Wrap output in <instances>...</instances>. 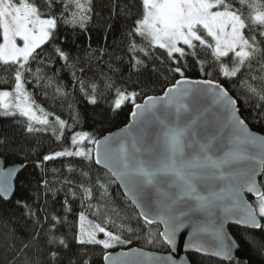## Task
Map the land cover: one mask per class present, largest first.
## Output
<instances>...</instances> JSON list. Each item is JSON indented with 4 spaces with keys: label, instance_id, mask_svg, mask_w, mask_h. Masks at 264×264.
<instances>
[{
    "label": "snow or ice",
    "instance_id": "obj_1",
    "mask_svg": "<svg viewBox=\"0 0 264 264\" xmlns=\"http://www.w3.org/2000/svg\"><path fill=\"white\" fill-rule=\"evenodd\" d=\"M95 14L93 0H0V62L15 66L10 90H0V117L20 129L18 139L0 137V198L10 202L16 195L26 162L43 171L47 162L69 158L62 164L68 174L59 188L40 182L46 189L43 205L15 200L32 221V231L26 240L14 232L6 238L10 264H62L61 249L69 248L60 232L72 212L68 196L97 218L89 219L81 210L72 239L101 248L104 264H173L170 255L109 251L130 244L154 224L163 226L157 234L172 250L179 234L190 228L186 249L231 260L239 244L224 231L225 221L264 230V135L252 132L240 115L242 96L256 98L257 107H264V0H142L127 34L130 72L139 76L151 63L165 84L160 95L135 85L118 86L109 75L117 71L111 66L99 83H90L91 94L81 80L80 91L89 103H97L102 84L113 93L109 108L114 115L130 105V123L101 136L77 130L81 114L55 83L54 68L60 60L66 65L73 60L58 43V26L87 32ZM157 49L162 57L155 55ZM77 63L73 60L71 67ZM193 66L199 67V78L187 74ZM80 71H86L82 65ZM27 85L44 86L52 110L37 104ZM48 89H53L50 96ZM57 102H67L68 120L56 114ZM49 132L66 146L41 154L36 137ZM114 188L123 190V203L114 198ZM62 190L63 217L49 212L47 202L48 193L54 201ZM35 197L38 201V189Z\"/></svg>",
    "mask_w": 264,
    "mask_h": 264
},
{
    "label": "trees",
    "instance_id": "obj_2",
    "mask_svg": "<svg viewBox=\"0 0 264 264\" xmlns=\"http://www.w3.org/2000/svg\"><path fill=\"white\" fill-rule=\"evenodd\" d=\"M141 2L142 0H93L96 14L89 23L87 32H81L79 28L73 31L64 24L58 26L56 37H58L59 45L66 50H70L73 60L79 59V63H77L75 68L71 67L73 60L68 61L67 65L65 61L60 60L59 63L54 65V68L58 70V80L55 83H59L64 88L69 94L68 101L71 102L72 108L78 110L81 114V120L77 126V130H80L82 127L83 130L92 131L97 136H101L123 127L128 122L130 105L125 106L119 115H114L109 108V105L112 103L113 93L107 91L102 84L96 91V104L89 103L88 99L80 91V81L83 80L91 94L90 83L93 79L99 83L102 73H108L109 66L117 69L114 75L110 73L109 75L117 82L118 86L127 85L131 88L135 85L138 90L147 91L149 95L161 94V88L164 86L165 80L160 72L152 71L153 65L151 63L148 65V70L139 76L130 72V54L127 51L129 41L127 34L132 26L133 19L139 11ZM137 43H140L139 38H137ZM51 48V44L46 45L44 48L45 53H48ZM101 50H103L102 53ZM155 55L162 57L164 52L157 49L155 50ZM98 57L99 60L97 62ZM90 58L91 63L89 64ZM157 64H159V60H157ZM81 65L86 70L84 73L80 71ZM14 67V65H6L0 62V90H10L14 77V72L12 71ZM32 67L33 72H35V63ZM187 74L193 79L199 78V67H191ZM47 75L51 76L52 73L49 72ZM26 79H30V77H26ZM43 88L44 86H41V88L36 89L33 85H27V90L34 94L33 98L36 103L44 107L46 111H50L52 110L51 100L45 99ZM52 91L53 89H48L49 96L52 94ZM259 103L260 101L256 98L242 96L240 115L253 131L264 135V107L258 108L257 105ZM55 112L61 115L62 118L68 120L69 109L67 102L64 106H61L57 102ZM19 135L20 129L15 126L11 119L0 117V137L8 136L18 139ZM36 142L39 144V152L41 154L58 151L66 146L58 142L51 135V132L36 137ZM14 159L19 162H24L21 161L20 157H15ZM34 159L35 157L30 158V160ZM68 159L61 158L47 162L43 171L36 168L30 161L26 162L29 166L23 173L21 180L17 181L16 195L12 197L10 202H5L0 198V264H10L12 259L11 252L7 247L6 238L10 237L11 233L14 232L18 240H26L32 231V221L23 216V210L16 207L15 200L23 197L30 204L35 202L34 207L43 205L45 203L44 194L46 189L39 187L40 182L42 180H48L51 185L59 188L61 186L60 182L68 174L67 167H62V164H66ZM260 179L264 180V177ZM37 189L39 191L38 201L35 197ZM113 195L121 203L124 202V197L121 195L119 188H114ZM67 198L72 201V212L68 215L67 223L61 227L60 232L66 236L69 248L61 249L59 261H62V264H70L74 260L76 264H83L84 260H88L89 264H103V250L101 248L91 245L81 246L76 244L72 239L77 216L81 210L86 211L89 219L96 220L97 218L87 212L86 209H82L79 200H73L71 196ZM64 199L65 192L63 190L54 201L51 193H48V211H55L63 217ZM124 207L127 209L128 215L135 218L136 213L133 208L126 203ZM41 218H43L42 213ZM97 222L99 221L97 220ZM159 230L157 225L145 226L143 232L138 237L133 236L131 238L132 242L130 244L118 245L109 251L138 247L144 250L165 253L168 249L157 234ZM229 230L238 242L241 251L249 258L252 264H264L263 230L255 231L240 228H229ZM148 232L152 233L151 237L147 235ZM245 237L252 239L253 242H247ZM149 239H153L155 242L148 243ZM84 253H87V255H83ZM188 258L191 264H246V262L237 260L220 262L215 259L190 254Z\"/></svg>",
    "mask_w": 264,
    "mask_h": 264
},
{
    "label": "water",
    "instance_id": "obj_3",
    "mask_svg": "<svg viewBox=\"0 0 264 264\" xmlns=\"http://www.w3.org/2000/svg\"><path fill=\"white\" fill-rule=\"evenodd\" d=\"M130 123V116H129V120L126 124ZM248 125V124H247ZM125 126V125H124ZM123 126V127H124ZM123 127L115 130V131H112L111 133H118L120 131V129H122ZM249 127V126H248ZM249 129L254 132V133H257V134H260L256 131H253L250 127ZM109 134V133H107ZM106 134V135H107ZM262 135V134H261ZM120 192L122 193V189H119ZM246 195V198H250L251 197L248 195V194H245ZM2 199V198H1ZM3 200V199H2ZM156 225V224H154ZM152 226V225H151ZM159 227V231H162V228L163 226L162 225H157ZM229 228H240V229H245L244 227L238 225V224H235L233 223L231 220H228V221H225L224 222V231L230 235L233 239L234 237L232 236V234L230 233V230ZM191 229L190 228H187L185 230H183L179 236H178V240H177V245H176V248L175 250H172V248L166 244H164L166 246V248L168 249L167 252L165 253H160V252H155V251H150V250H144V249H141V248H138V247H131V248H128V249H120V250H117V251H110L113 255H116L118 253H121V252H128L130 251L131 249H137L139 251H142L144 253H149V254H152V255H170L172 257V260H173V264H191L189 258H188V255H197V256H201V257H205V258H211V259H215V260H218L220 262H229V261H232V260H237V261H240V262H246V264H252L249 260V258L241 251L240 247L238 248H235L233 250V255H232V259L231 260H222L220 258H217V257H214V256H211V255H204V254H201V253H198V252H195L191 249H186L185 248V241L188 239V232L190 231ZM247 230H253V229H247ZM256 230H259V229H255ZM131 259V258H129ZM142 259V258H140ZM102 263L104 264V261H103V258H102Z\"/></svg>",
    "mask_w": 264,
    "mask_h": 264
},
{
    "label": "rangeland",
    "instance_id": "obj_4",
    "mask_svg": "<svg viewBox=\"0 0 264 264\" xmlns=\"http://www.w3.org/2000/svg\"><path fill=\"white\" fill-rule=\"evenodd\" d=\"M250 199V198H249ZM264 231V230H263Z\"/></svg>",
    "mask_w": 264,
    "mask_h": 264
}]
</instances>
